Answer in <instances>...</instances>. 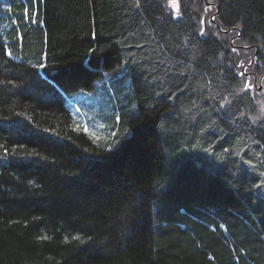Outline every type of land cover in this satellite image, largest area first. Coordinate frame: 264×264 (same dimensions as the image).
Listing matches in <instances>:
<instances>
[{"label": "trees", "instance_id": "1", "mask_svg": "<svg viewBox=\"0 0 264 264\" xmlns=\"http://www.w3.org/2000/svg\"><path fill=\"white\" fill-rule=\"evenodd\" d=\"M203 5L0 0V264H264V0Z\"/></svg>", "mask_w": 264, "mask_h": 264}, {"label": "rangeland", "instance_id": "2", "mask_svg": "<svg viewBox=\"0 0 264 264\" xmlns=\"http://www.w3.org/2000/svg\"><path fill=\"white\" fill-rule=\"evenodd\" d=\"M177 2L179 5V0H177ZM203 2H204L203 20L204 19L211 20V17H212V22H213V17L215 14L212 13L213 12L212 8H214L212 7V5L214 4V0H203ZM168 4L169 5L171 4V0H168ZM171 9L174 12H176L175 9L173 8ZM232 41L233 40H231V42ZM235 45L236 46H234L233 49L239 50V49L245 48L244 44L237 45L235 43ZM249 53L250 55L252 54V52H249ZM247 63L248 62H243L241 66L240 74L243 73V77L245 78V83L247 80L249 84L251 85L250 91L253 93V96H255L256 103L258 105L259 117L264 118V114H262L260 111L261 104L264 103V87L262 88L261 91H258L257 88L259 87V84H257L256 81H253L251 77H247L246 74H245L246 76L244 75V73L248 71L247 66H246ZM104 81L105 79L100 82H96L94 86L96 94L94 95L89 92V93H82L79 95L71 96L69 98L70 102L73 103L72 105L70 104V106H74L73 109H71V111L73 110V114H74L77 124L82 126L84 131L96 137V139L107 136V126L105 124L106 122L103 121V116H108L112 114L114 110L112 107L114 106L116 102L114 98V93H113L114 89L110 88L111 91L109 92L108 95L106 94L102 95V92H100V90L102 89V86L105 85ZM262 85L264 86V81ZM127 92H128L127 88L126 90H123L124 95L127 94ZM98 93L99 95L97 96ZM124 95L122 96L125 97Z\"/></svg>", "mask_w": 264, "mask_h": 264}, {"label": "snow or ice", "instance_id": "3", "mask_svg": "<svg viewBox=\"0 0 264 264\" xmlns=\"http://www.w3.org/2000/svg\"><path fill=\"white\" fill-rule=\"evenodd\" d=\"M136 6L139 7L140 6V0H136ZM171 8L175 9L177 14H179V5H178V2L177 0H171V4L169 5ZM27 11V10H26ZM213 19H215V17H213ZM201 35H203V32H201ZM9 57H11V53L8 52L6 53ZM183 63V62H181ZM171 71V68H166L164 69V72L165 74H167L168 72ZM241 75H243V73H241ZM154 79H163V77H154ZM251 88V85L250 84H245L244 88H242L240 91L241 92H245V91H248L249 89ZM230 103V102H229ZM223 107V106H221ZM260 111L262 114H264V103L261 104V108H260ZM253 167H255V165H253ZM220 227H223V225H221ZM39 239L41 240H49L51 239V237H49L48 235H43V236H40ZM74 240H78L80 239V237L78 236H74L73 237ZM65 241H67V237H65Z\"/></svg>", "mask_w": 264, "mask_h": 264}, {"label": "flooded vegetation", "instance_id": "4", "mask_svg": "<svg viewBox=\"0 0 264 264\" xmlns=\"http://www.w3.org/2000/svg\"><path fill=\"white\" fill-rule=\"evenodd\" d=\"M253 60H254V58H253ZM249 65H251V64H249ZM249 65H248V67H251ZM248 67H247L248 71L246 73H244V75L246 74L247 77H251L253 81H256L257 84H259V87L257 89H258V91H261L262 88L264 87L262 85V83L264 81V67L261 65H258V66L256 65L255 67H252V68H248ZM246 84H249V82L247 80H246Z\"/></svg>", "mask_w": 264, "mask_h": 264}, {"label": "water", "instance_id": "5", "mask_svg": "<svg viewBox=\"0 0 264 264\" xmlns=\"http://www.w3.org/2000/svg\"><path fill=\"white\" fill-rule=\"evenodd\" d=\"M211 20H212V17H211ZM217 27H218V25H217ZM256 54H257V49H256L255 53L253 54V56H252V58H251V61L253 60V58L255 57ZM251 61L249 62V64H251ZM249 64H248V65H249Z\"/></svg>", "mask_w": 264, "mask_h": 264}, {"label": "bare ground", "instance_id": "6", "mask_svg": "<svg viewBox=\"0 0 264 264\" xmlns=\"http://www.w3.org/2000/svg\"><path fill=\"white\" fill-rule=\"evenodd\" d=\"M228 32V31H227Z\"/></svg>", "mask_w": 264, "mask_h": 264}]
</instances>
